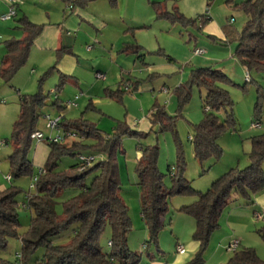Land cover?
<instances>
[{
  "label": "rangeland",
  "instance_id": "1",
  "mask_svg": "<svg viewBox=\"0 0 264 264\" xmlns=\"http://www.w3.org/2000/svg\"><path fill=\"white\" fill-rule=\"evenodd\" d=\"M30 1L28 9L32 20L38 23L49 25L53 22L57 27V24L64 19L77 16L70 14L71 9L68 7L67 13L63 12L62 9L66 8V5L62 0H36V6L33 5V0ZM102 2L105 5L103 3L92 4L91 9L96 5L97 9L93 13L97 17H106L109 21L108 26L83 22L80 32L71 26L67 27L66 24L64 30L59 31L58 47L62 46L64 38L65 41L75 40V55H67L58 60L56 47L50 44L49 34L53 33H49L48 30L43 39L33 45L26 64L19 69L11 82L7 83L0 77V189L10 184L21 189L18 196L21 223L19 231L23 234L28 229L34 214L32 208L25 206L24 202L27 200L26 196L35 191V188L31 186L34 182L33 177L39 168L45 165L50 141L37 139L32 141L29 155L33 162V176H13L11 181L6 180L5 175L11 173L8 156L14 149L11 137L13 124L19 115L20 96L34 94L41 87L45 93H48L47 104L40 110L38 129L49 134L44 115L62 114L53 106L56 97L60 95V99L67 102L82 90L85 95L78 100L77 106L66 113L69 119L75 120L83 117L95 123L104 134L113 133L121 124H127L130 130L138 132V135L124 134L122 151L118 152L121 195L128 206L132 221L131 230L128 232L130 249L141 254L140 264H148L155 259L162 261L163 264H176V261H183L177 262L178 264L185 263L199 251L200 244L193 236L196 229L194 217L182 211L181 208L192 203L196 196H171L169 211L165 216V225L157 240L150 242L149 231L141 215V192L136 171L138 151L145 145L158 146V167L165 174L164 181L168 186L172 183L169 166L176 165L180 156L184 161V175L191 180L195 189L202 191L230 168H245L250 163L246 153L251 149L250 137L264 132V98L260 116L261 127L252 125L257 119L255 107L258 89H264V71L246 68L236 55V41L233 40L227 44L217 37L213 38L206 29L207 24L203 27L200 22L198 25H184L167 19L150 20L147 28L150 46L144 51V59L134 54L119 57L112 43H117V39L123 34L122 31L126 28L131 14H128L125 3L112 8L107 1ZM203 2L202 8L197 6V10L188 16L194 17L202 12L207 13L217 21L219 27L229 25V19L233 17L231 25L236 31H241L246 24L247 15L244 11L224 1L214 3L213 0L210 5L206 0H202ZM49 8L50 14L47 12ZM9 20L14 27V17L1 19V22ZM214 24L215 22L209 25V29L212 30ZM68 30L71 34H67ZM0 34L3 39L9 37L3 33L2 28ZM13 34L17 38L24 36L22 29L14 30ZM197 47L203 48L205 52L194 53ZM160 48H163L167 54L163 53ZM1 50H3L2 43L0 44V55ZM167 56L173 59L170 60ZM151 66L156 67L160 73L152 80L148 78L152 72L149 69ZM198 67L220 69L230 78L231 81L222 85L228 90L233 100L232 115L235 119V124L228 126V129L218 139L222 148L221 155L213 156L202 163L195 156L194 143L191 138L195 134V124L204 117L203 102L206 91L194 86L189 99L183 104L176 92L177 87L188 81L192 70ZM59 69L79 78L82 84L69 79L62 85L60 92L54 91L60 83ZM98 70L106 72V77L98 79L95 73ZM247 71L251 75L252 80L250 81L245 79ZM183 73L186 76L183 81L179 82ZM136 81H138L137 85L134 84ZM126 82L132 84V89L123 91L122 98L111 97L104 91L107 86L112 87L114 91L118 90L119 86L121 90H124ZM94 84V88L89 92ZM90 98L97 99L99 105L90 106ZM155 104L165 106L166 111L175 117V129L162 130L158 122H152L151 126L146 127L139 124V120L144 116L147 115L150 118V109ZM218 114L221 120H226L225 110H221ZM134 120L136 124L133 123ZM147 121L151 122L149 119ZM72 127L75 128V126ZM70 142L71 140L68 139L66 144ZM93 153L97 155L95 163L106 158V154L96 151ZM77 160L78 156L64 155L59 161L58 169H66ZM94 175L95 172L87 175L85 182L90 183ZM73 192L72 189L59 192L56 210L60 215L62 214L60 201ZM263 226L264 202L260 200L258 203V199L255 198L254 203H250L239 195H233L232 200L220 214L219 226L210 235L204 250L205 264H226L234 252L228 249V245L234 240L239 241L238 249L253 247L264 260V238L259 232ZM72 230L73 226L55 236L54 241L66 243ZM111 233V226L107 224L100 237L102 249L107 252L111 249L108 244ZM143 243L146 244L145 247ZM177 243L184 245L186 253L179 254L176 251ZM21 251V238L11 237L7 247L0 250V255L6 258L8 264H14L16 252ZM43 252L44 248L40 247L27 264H36V259H40Z\"/></svg>",
  "mask_w": 264,
  "mask_h": 264
},
{
  "label": "trees",
  "instance_id": "2",
  "mask_svg": "<svg viewBox=\"0 0 264 264\" xmlns=\"http://www.w3.org/2000/svg\"><path fill=\"white\" fill-rule=\"evenodd\" d=\"M79 1V0H77ZM115 3L116 0H110ZM236 9L244 11L247 21L241 31H236L232 25L225 28L226 38L230 43L236 41V55L248 69L264 71V0H245L234 3L227 0ZM159 17H165L172 22L184 25L203 26L209 17L200 15L197 18L185 16L177 9L173 11L158 10ZM21 28L26 33L23 38H11L6 41V54L0 65V77L9 83L19 69L26 64L35 39L42 32L43 25L31 21L26 16L18 19ZM135 51L137 47H134ZM126 49H130L129 46ZM63 55L59 50L58 59ZM150 79L151 76H148ZM231 81L220 69L198 67L192 70L188 81L177 87L179 100L183 104L197 86L206 91L203 108L204 117L195 124V134L191 139L194 143L196 158L202 163L213 156H220L222 148L219 137L235 124L232 115L233 100L222 85ZM61 76L57 90L64 84ZM135 84V83H134ZM121 88L111 94L117 96ZM49 98L41 87L34 94L20 96V110L13 124L12 141L14 149L8 156L11 176H33V162L29 155L32 145V133L38 129L40 110L47 104ZM264 89H258V99L255 107L256 122H260ZM53 105L59 109L65 107L59 100ZM225 110L226 120H221L218 112ZM153 123H160L162 130L175 129V117L171 116L165 106L154 105L152 111ZM65 127L75 126L83 138L72 139L69 144L49 143V153L44 165V172L35 182V191L29 193L24 205L32 208L34 214L28 229L21 234L18 196L21 189L13 184L0 189V250L7 247L9 238L20 237L22 240V262L27 264L40 248L43 255L36 259V264H140L141 254L133 252L128 244V232L132 221L128 206L121 195V177L118 152L122 151V136L126 133L138 135L130 130L127 124L119 125L113 133L104 134L98 126L83 117L65 119ZM93 151L106 154V158L80 168L79 160L66 169H58L59 161L64 155L77 156L81 152ZM141 155L136 162L138 185L140 187L141 213L147 225L150 239L156 241L165 225V216L169 211V198L173 195H194L196 199L181 210L192 215L196 229L194 239L199 242L200 249L194 257L183 264H205L204 250L213 230L219 226V217L233 195L243 197L247 202L254 203L255 198L264 193V132L251 137V149L248 152L250 163L245 168L232 167L209 185L206 190H197L184 175L182 156L174 167L171 175L172 183L168 186L164 181L165 174L158 167L159 150L157 145H145L140 149ZM95 175L90 183L85 178L90 173ZM11 179V180H12ZM72 189L74 192L60 201L62 214L56 210L59 192ZM111 226V249L104 251L100 237L106 225ZM73 226L66 243H56L54 237ZM264 238V226L259 229ZM6 258L0 255V264H8ZM226 264H264V260L253 247L236 249Z\"/></svg>",
  "mask_w": 264,
  "mask_h": 264
},
{
  "label": "crops",
  "instance_id": "3",
  "mask_svg": "<svg viewBox=\"0 0 264 264\" xmlns=\"http://www.w3.org/2000/svg\"><path fill=\"white\" fill-rule=\"evenodd\" d=\"M62 1L66 5V8L64 7L62 9L63 12L67 13L66 10L68 7L71 9L70 14L77 15V16L68 17L67 19H64L61 23L57 24V27H55L56 24H54L53 22L50 24L48 23L49 25H47L45 23H38L36 21H33L32 15L28 9V7H29L28 5H30L31 1L30 0H17V2H16L17 3L16 4V16L14 17L15 26L13 27L11 20L1 22V18H0V30L2 28L3 33L9 36V37H6L3 39L2 34H0V36H1L0 44L2 43V45H3V50H1V55H0V65H1L3 57L5 56V54L7 52L6 41L10 40L11 38H17L13 34L14 30L16 31V29H22L20 26V23L18 21H16L22 16H26L31 21H33L37 24L43 25L42 32L39 36H37V38L34 41V44L37 43L38 41H40V39H43L44 35H46L48 33L47 32L48 30H49V33L50 32L53 33V34H49L50 35V41H51L50 44L53 47H56L57 57H58L59 50L63 51V55L61 58L65 57L67 55H75V53H76L74 50L75 40L65 41V38H64V40L62 41L63 42L62 46L58 47L59 42H58L57 38L60 35L59 31L64 30L63 28H64L65 24L67 27L71 26L73 28L78 29L79 32H80L81 24L83 22L90 23V24L94 22V24H96L97 26H108L109 25V21L106 19V17H102V16L97 17L96 14L93 13V12H95L94 10L97 9L96 5L93 9H91L92 4L103 3V5H105L104 2H102L104 0H79V1H77V0H62ZM105 1H107L108 5H110V7H112V8H115V6H117V5L119 6L120 4L125 3V6L127 5L126 10H127L128 14H131V18L128 21V24L126 25V28L122 31L123 34H121V36H119V39H117L119 42L117 41V43L116 42L112 43V46L115 47V49L117 51L116 53L119 57L134 54V55H136V57H141L144 59V55H145L144 51L147 50V48H149V46H150V38H149V33L147 31L148 21L155 20V19H159V20L167 19L165 17H159L158 16V10L159 9L168 10V11H173V10L177 9L178 11L182 12L185 16L190 17V18H197L198 16L204 14L207 17H209V20L205 23V24H207L206 29L208 30V32H210L209 34L213 38L217 37L221 40H224L226 38L225 28L228 25H224L222 27H219V25L217 24V21H215L213 19V17H211V15H208L207 13L202 12V13L198 14L197 16H194V17L188 16L189 14H192L193 12H195L197 10V6H199L200 8L203 7L204 2L202 3V0H116L115 3H112L110 0H105ZM206 1H207V4L210 5L213 0H206ZM220 1H224L225 3H227V0H214V3H216V2L218 3ZM242 1H245V0H234V3H238V2H242ZM33 2L35 3V4L33 3V5L36 6L37 5L36 0H33ZM227 4L232 6V4H229V3H227ZM9 7H10V0H0V16L2 14H4L5 12H7L9 10ZM49 10H50V8L47 9L48 14H50ZM56 10H59V9H56ZM103 11L105 12V10H103ZM232 18L233 17H231L229 19V22H230L229 25H231V23H232V21H231ZM167 20H169V19H167ZM214 22H215V24L213 26V29L212 30L209 29V25H212ZM205 24L203 25V27L206 26ZM23 32H24V30H23ZM67 34H71L70 30L67 31ZM25 35H26V33L24 32L23 37H25ZM73 41H74V43H73ZM64 42H67L66 44H68V45L64 44ZM127 46H129L130 49H126ZM134 47H137L136 51L134 50L135 49ZM160 50L163 53L167 54L163 48H160ZM167 57L170 60L173 59L170 56H167ZM149 69H150V71H152L151 75H150L151 76L150 80H152L157 74H160L159 71H157L158 69H156V67H154V66L149 67ZM59 71L61 73L60 79H61V76H64V79H65L64 84L69 79H72V81H75L77 84H80V83L82 84L80 79L73 76L72 74H68L66 72H63L61 69H59ZM98 71H101V70H98ZM109 71H110V69H109ZM101 72H103L105 74V77H106L107 73L104 71H101ZM185 76H186V74L183 73V75L179 79V82L183 81ZM136 83H138V81L135 82V85H137ZM94 86H95V84L90 88L89 92H91V90L94 88ZM119 87H121V86H119ZM60 90H57V87L54 89V91H56V92L57 91L60 92ZM104 91L106 94L113 97L111 94L115 93L117 90L114 91V89L112 87L107 86V87H105ZM123 91H125V90H122V92ZM116 94H117V97L122 98V96H121L122 94L120 92H117ZM84 95H85V93L81 90V96L78 98V100L81 97H83ZM56 99L59 100L62 103V105L65 107L66 102L64 99H60V95H58L56 97ZM78 100H77V103H78ZM89 105L94 107L96 105H99V102L97 101V99L93 100L92 98H90ZM53 106L58 110L59 113L63 114L65 119H69L66 116V113L73 107H67L66 106L63 109H59L57 107V105H53ZM153 109H154V107L152 109H150V114H149V115H151L150 118H152ZM150 118L147 115L144 116V118L139 120V124H142L143 127L144 126L145 127L151 126L152 120ZM148 119H149V121L151 120V122H148L147 121ZM135 121L136 120H134V122H133L134 124H136ZM259 123H260L259 127H261V122H259ZM251 137H250V139H251ZM70 140H72V139H70ZM49 150H50V148H49ZM248 152H246V153L248 154ZM48 153H49V151H48ZM48 153H47V156H48ZM140 155H141V151L139 150L138 154H137L136 162H137ZM46 159H47V157H46ZM256 199H258V203H260V200H261V202H264V193L258 195L256 197ZM261 204H263V203H261ZM141 215H142V213H141ZM142 218H143V216H142ZM179 244H181V243H177V245H179ZM143 245H145V243H143ZM177 245H176V247H177ZM176 251L179 254L186 253V251L184 253H180L177 250V248H176ZM177 262L180 263L183 261H176V264H178ZM148 264H163V262L155 259V260H152L151 262H149ZM181 264H183V263H181Z\"/></svg>",
  "mask_w": 264,
  "mask_h": 264
},
{
  "label": "built area",
  "instance_id": "4",
  "mask_svg": "<svg viewBox=\"0 0 264 264\" xmlns=\"http://www.w3.org/2000/svg\"><path fill=\"white\" fill-rule=\"evenodd\" d=\"M16 0H10V7L7 13L2 14L0 17L3 20L12 18L16 16ZM231 21H233V18L231 19ZM1 39V36H0ZM205 50L203 48H196L194 50V53L196 54H202L204 53ZM96 77L97 78H105V74L101 71H97L96 72ZM245 79L246 81H250L251 80V76L250 73L247 71L246 75H245ZM132 89V84L129 82L124 83V90L126 91H130ZM81 96V93H77L74 98H72L71 100L67 101L65 103V105L67 107H74L77 106V100L78 98ZM45 120H46V127L48 128V130L50 131L49 134H46L44 131L42 130H35L32 133V137L34 139L37 140H48L50 142L53 143H63L66 142L68 139H78V138H83L84 135L82 133H80L77 129L75 128H71V127H65L63 125V115L62 114H57V115H52L50 113L44 115ZM254 127H259L260 123L258 122H254L252 124ZM78 160L80 163V168L84 169L85 167L93 164L96 159H97V155L95 153H86V152H81L78 155ZM44 168L41 167L39 168L38 172L35 174V176L33 177L34 182L31 184L32 187L35 186V182L38 180V177L40 176V174H42L44 172ZM170 174L173 175L174 174V167H172L170 169ZM6 180L11 181L12 176L11 174H6L5 175ZM261 215V213H260ZM109 246L111 245V242H108ZM145 245H143V247H145ZM239 247V241L238 240H234L232 242L229 243L228 245V249L229 250H236ZM177 250L180 253H184L186 251V248L184 247V245L179 244L177 245ZM16 257V261L14 262V264H23L22 262V253L21 252H16L15 254Z\"/></svg>",
  "mask_w": 264,
  "mask_h": 264
}]
</instances>
